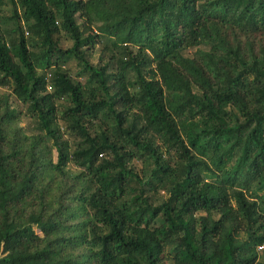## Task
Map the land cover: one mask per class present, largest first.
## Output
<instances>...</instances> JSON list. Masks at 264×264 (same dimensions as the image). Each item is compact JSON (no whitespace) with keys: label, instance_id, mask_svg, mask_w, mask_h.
<instances>
[{"label":"trees","instance_id":"16d2710c","mask_svg":"<svg viewBox=\"0 0 264 264\" xmlns=\"http://www.w3.org/2000/svg\"><path fill=\"white\" fill-rule=\"evenodd\" d=\"M4 9L0 264H264V0Z\"/></svg>","mask_w":264,"mask_h":264},{"label":"rangeland","instance_id":"374dc122","mask_svg":"<svg viewBox=\"0 0 264 264\" xmlns=\"http://www.w3.org/2000/svg\"><path fill=\"white\" fill-rule=\"evenodd\" d=\"M0 15L9 18L11 15V11L10 9H4ZM5 23L7 25H5V27H8V29H11L12 23L11 21H9L8 19H5ZM4 27V28H5ZM28 38V36H27ZM106 41H104L102 44H105ZM72 46V42L67 38V36H64V39L61 42V48L66 50L69 49ZM206 46H202L201 49L202 50H206ZM195 49H192L190 51H186L185 55L190 56ZM104 54V55H102ZM104 56V57H103ZM99 57H103L104 60L103 62H99V65H104V63L107 62V59L109 57L108 54L104 53L102 51V45H96L94 50L89 52V58L88 60L90 61L91 64H93V66L98 64V59ZM110 66H112V61L109 62ZM65 69L67 70V72H69V74L72 76L73 79L76 78V75L78 74V66L77 63H75L74 61H70L68 64L65 65ZM69 70V71H68ZM3 93H9V91L7 89H3L0 87V94ZM11 103H12V107L17 110L20 114V124L21 127L24 129V131L26 132V134L28 135H37L40 134V132L37 130V125L36 123L28 116L27 114V107L18 102L14 97H12L11 99ZM136 168L138 171L143 170L145 172H148L150 170V166L148 163L146 162H142V161H137L135 162ZM74 168L71 167V171H73ZM259 254H260V260L264 261V250H259ZM168 264H172V263H168Z\"/></svg>","mask_w":264,"mask_h":264}]
</instances>
